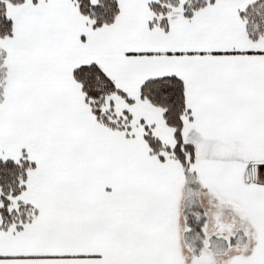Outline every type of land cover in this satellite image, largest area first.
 <instances>
[{
    "label": "snow or ice",
    "instance_id": "1",
    "mask_svg": "<svg viewBox=\"0 0 264 264\" xmlns=\"http://www.w3.org/2000/svg\"><path fill=\"white\" fill-rule=\"evenodd\" d=\"M0 264H264V0H0Z\"/></svg>",
    "mask_w": 264,
    "mask_h": 264
}]
</instances>
